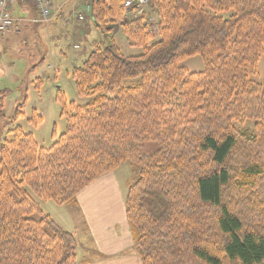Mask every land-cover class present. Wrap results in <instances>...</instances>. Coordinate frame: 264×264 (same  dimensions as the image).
Wrapping results in <instances>:
<instances>
[{"label": "trees", "instance_id": "obj_1", "mask_svg": "<svg viewBox=\"0 0 264 264\" xmlns=\"http://www.w3.org/2000/svg\"><path fill=\"white\" fill-rule=\"evenodd\" d=\"M124 1H81L103 41L71 70L89 101L68 110L58 94L66 126L52 146L17 125L0 143V264H75L74 235L30 193L67 205L126 163L138 169L124 214L141 264H264V0H148L127 22ZM12 3L31 13L14 17ZM3 12L14 23L6 34L44 23L33 2ZM118 27L140 55L123 54ZM194 56L202 72L178 66ZM27 122L42 117L32 110Z\"/></svg>", "mask_w": 264, "mask_h": 264}, {"label": "rangeland", "instance_id": "obj_2", "mask_svg": "<svg viewBox=\"0 0 264 264\" xmlns=\"http://www.w3.org/2000/svg\"><path fill=\"white\" fill-rule=\"evenodd\" d=\"M80 5L82 4H78L77 8L81 10L84 7ZM74 11L70 7L68 14L65 13L63 19L54 22L55 25L49 31L42 32L38 29L37 32L28 28L10 41L6 53H1L0 71L4 73V77L0 78V92H5V97L0 116V143L4 139H9V130L17 125L25 133L31 134L39 147L47 149L64 132L66 126L58 94L64 98L65 108L68 110L71 102L82 106L89 101L76 96L71 70L74 66H80L86 59L92 50L93 42H100L103 39L89 19L79 21L77 16L79 12L75 18ZM129 15V12H125V21ZM51 17L53 18L52 13ZM44 25L43 23L39 28L43 29ZM151 26L152 32L155 33V26L153 24ZM114 39L126 56H137L142 53V48L134 46L127 40L119 27L114 33ZM178 66L190 73L204 70L202 59L198 56L185 59L179 62ZM263 71L264 57L257 65V72L262 75ZM36 79L42 83L38 89ZM15 109L23 114L17 122L12 121ZM32 110L42 117V123L37 127L27 122L31 118ZM154 148L155 144H143L139 149L142 153L148 154ZM137 173L136 167L126 163L115 171V176L121 186L134 181ZM30 195L39 204L43 214L50 216L61 228L74 235L76 252L80 256L82 248L88 243V237L84 233L86 229L82 210L75 205L58 206L50 201L39 200L31 193ZM32 217L38 218V215L34 214Z\"/></svg>", "mask_w": 264, "mask_h": 264}, {"label": "crops", "instance_id": "obj_3", "mask_svg": "<svg viewBox=\"0 0 264 264\" xmlns=\"http://www.w3.org/2000/svg\"><path fill=\"white\" fill-rule=\"evenodd\" d=\"M81 1L59 0L51 6L50 11L54 13L56 8L60 7L62 10L60 19H63L69 8L75 10ZM11 10L16 18H23L31 13L29 7L19 8L16 3L11 4ZM54 25L55 23L49 28L38 29L45 32ZM16 35L20 33H8L0 37V55L8 51V45ZM2 77L4 73L0 71V78ZM125 195L126 184L120 186L113 172L97 179L80 192L73 202L67 204L75 205L82 210L86 229L84 233L88 237V243L82 248L81 255L78 256L76 252L75 264H141L133 249L132 237L124 214Z\"/></svg>", "mask_w": 264, "mask_h": 264}, {"label": "built area", "instance_id": "obj_4", "mask_svg": "<svg viewBox=\"0 0 264 264\" xmlns=\"http://www.w3.org/2000/svg\"><path fill=\"white\" fill-rule=\"evenodd\" d=\"M23 3L27 2H33L35 6L39 9L40 14H41V19L39 20L40 22L46 23L49 20V2L52 0H48L47 2H44L42 0H20ZM148 0H126L124 2V8L131 10L135 9L137 11L136 13L138 15L141 14L143 7L146 5ZM10 2V0H0V34H5L11 26L14 25L13 19H11L5 12H3L5 5ZM78 19L82 20L83 16L80 13L78 15Z\"/></svg>", "mask_w": 264, "mask_h": 264}]
</instances>
